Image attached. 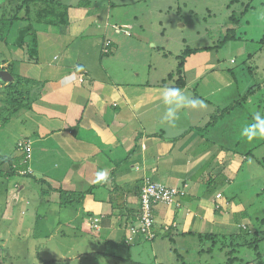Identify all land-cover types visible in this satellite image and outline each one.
Wrapping results in <instances>:
<instances>
[{
  "label": "crops",
  "instance_id": "crops-1",
  "mask_svg": "<svg viewBox=\"0 0 264 264\" xmlns=\"http://www.w3.org/2000/svg\"><path fill=\"white\" fill-rule=\"evenodd\" d=\"M142 1L54 0L48 4L49 0H40L32 9L33 16L56 10L58 23L40 26L32 20L37 61H28L26 54L14 49L0 56L7 64L17 62L14 73L7 71L12 77L8 84L16 82L18 76L32 82L28 89L31 106L12 122L18 127L12 141L0 140V153L9 158L23 157L20 165L28 175L12 181L23 188L20 191L41 189L42 194L46 186L49 192L41 195L40 214L35 212L41 234L31 227L34 237L39 233L51 241L53 236L59 238L70 231L81 248L78 240L100 246L97 235L101 242L114 245L108 252L81 250L78 258L83 261L101 254L117 257L114 259L118 263L214 264L215 249L206 252L201 245L204 239L231 240L240 234L236 228L247 226L238 223L246 216L243 203L233 199L241 162L246 160L235 147L239 141L235 134L240 123L236 120L240 118L238 111L213 121L221 110L243 96V90L231 67H222L217 51H199L185 61L182 89L204 99L208 109L183 110L175 128L162 123L161 89L176 87L183 53L177 55L176 66L162 51L163 57L158 59L165 62L166 57L167 69L155 68L152 51L159 43L157 37L147 36L141 19L145 11L138 10ZM172 10L168 5L149 7L148 11L160 15L157 24L164 28L161 16L170 17ZM30 23L25 20L19 27H29ZM115 26L131 27L132 34L126 37H135L130 44L139 46L137 53L146 54L144 59L126 58L125 63L117 60L122 37L116 34ZM135 27L142 32L135 33ZM111 31L118 36H110ZM107 40L114 43V51L105 56ZM160 47L165 49L163 44ZM127 65L146 69L139 74L134 70L126 73ZM21 142L30 143V159L19 150ZM146 179L179 188L185 195L172 205L155 207V241L139 238L138 244L125 246L130 228L139 224L140 194ZM60 190L78 196L70 208L61 202ZM229 190L232 199L226 195ZM96 219L99 230L92 225ZM165 226H170L169 231ZM212 246L217 245L212 242ZM202 250L207 259L201 256ZM226 259L224 264L230 258Z\"/></svg>",
  "mask_w": 264,
  "mask_h": 264
},
{
  "label": "rangeland",
  "instance_id": "rangeland-1",
  "mask_svg": "<svg viewBox=\"0 0 264 264\" xmlns=\"http://www.w3.org/2000/svg\"><path fill=\"white\" fill-rule=\"evenodd\" d=\"M52 1L54 0H49L48 3L51 4ZM175 2L177 6H173ZM229 2V0H143L138 5V10L145 11L142 14L144 17H141V19L145 23L144 28L146 29L147 36L151 39L157 37L156 42L159 43V47L152 51L154 59L156 58L155 68L161 67L165 71L168 65L166 57L169 60H174L177 66V55L184 53L188 47L194 48L215 44L227 30L225 22L228 21L230 14L233 11L240 14L244 10L245 5L248 3L252 5V10L245 15V19H243L237 32L243 39L227 43L221 50L217 49L221 57L222 67H231L232 71L236 73L235 78L243 90L241 98L248 94L250 90L255 91V94L249 95L250 98L246 104L237 108L239 109L237 111L240 118H236V120H240V123L236 126V132L234 131L239 138L235 147L239 149L238 152L241 157L246 156V160L241 162L243 166L239 173L240 177L236 179L238 184L234 188L233 199L237 198L243 203L244 208L242 212L246 216L240 219L238 223L247 226L241 227L242 229L235 227L241 234L237 239L221 240L215 247L212 246V242L215 245V240H212V242L204 241L201 245L206 252L209 249H215V254L212 256L214 257V264H224L226 262V251H230V248L225 244L230 243L235 245L236 252L232 251L228 257H237L243 260L245 264H254L252 260H255L256 252L252 246L248 247L246 245L253 243L254 235L257 233L260 234L261 238H264V138L248 142L246 138L241 136V130L246 125L254 123L253 115L255 112H264V0H240L238 4L230 5V10L227 8L229 7ZM57 3L62 5L59 2ZM168 5L173 10L170 17L167 15L161 16V23H163L164 28H160L157 24L160 15L151 14L148 11L149 7L153 9L157 7L165 8ZM2 12L0 10V14ZM21 16H26L25 12ZM34 20H36V16H33ZM57 21L58 16L55 13H44L36 22L41 26L42 23L54 25ZM18 26L19 24L17 23L14 27L13 34L15 36L11 37V42L18 37ZM134 32L141 33L142 31L138 27H135ZM112 33L115 37L120 35H116L114 31H111L110 36ZM120 37H122L120 38L122 49L118 54L117 60L125 63L126 58L129 61L131 58H140L141 60L145 58L146 54L137 53L139 46L130 44L135 37H126L125 34H122ZM110 42L112 41L110 40ZM162 44L165 45L164 50H161L160 46ZM6 49L4 44L0 43V56L4 55V53V56L9 54V51L7 52ZM167 50L170 51V55L167 54ZM162 51L166 52L164 54L166 56L165 62L158 59L160 56L163 57L164 52L162 53ZM10 64H7V62L0 58V72L10 71L11 69L7 68ZM145 69L140 70L137 65H127L125 67L126 73L131 72V74L133 70L136 74H139L145 72ZM169 79V76H167L166 80L168 81ZM0 82L1 100L3 98L1 93H3L4 88L9 84L3 77H0ZM136 82H139L138 77H136ZM21 115L22 111L16 113L7 128L4 131H0V140L6 138L7 141H12L18 128L12 122ZM18 148L24 152L21 147ZM27 175V171H21V176H15L10 180L0 179V264H131L127 263V261L118 263L114 259L117 257L101 256V254L86 258L85 261L82 258H78L81 250L85 249L89 253L98 250H101V252L112 250L114 245L112 243L105 244V242H101L100 235L95 237L96 242L100 243V246L96 248L91 246L92 242L83 241L80 243V240L78 241L79 245H82V248L81 246H77L74 241L75 238L71 236L70 231H64V233H61L64 236L60 235L58 236L59 238L53 236L50 238L51 241L44 237L35 238L31 227L33 229L37 227L35 212L40 214L41 211V189L30 190L28 192L26 190L20 191L23 188L19 187L18 182H12L14 179H19V177L25 179ZM45 189L46 186L43 192ZM231 192L229 190L226 193L229 199H232ZM22 199L27 200L21 202ZM233 203H235V200H233ZM236 204L239 203L237 202ZM44 207L45 205L42 207L43 210ZM64 207L66 206L64 205ZM68 207L70 208L71 206ZM234 217L237 218L235 214ZM92 225L94 227V223ZM138 243L139 239L137 238L134 244ZM124 245L126 246V243ZM117 250L119 251V248ZM124 250L126 253L129 251H127L126 247H124ZM259 251L262 253L264 260V241L259 245ZM201 253V256L207 259V254H204L203 250ZM126 258H131V256H127ZM236 264L241 263L238 261Z\"/></svg>",
  "mask_w": 264,
  "mask_h": 264
},
{
  "label": "trees",
  "instance_id": "trees-1",
  "mask_svg": "<svg viewBox=\"0 0 264 264\" xmlns=\"http://www.w3.org/2000/svg\"><path fill=\"white\" fill-rule=\"evenodd\" d=\"M0 1H1L0 10L3 11L0 14V43L4 44V46L7 48L6 49L7 52L12 49L20 50L21 52H23L24 54L28 56V61L36 62L38 58V45H37L38 43H37V38H36V32L30 26L33 20V13H32L33 10L32 9L41 3L40 0H5L4 5H3L4 0H0ZM229 1H230L229 7H227L229 10L231 9L230 5H235L240 2V0H229ZM51 7L52 6H50V9ZM251 8H252L251 3H248L247 5L244 6V10H243L244 12L242 11L240 14H237L235 11H233L229 16L228 21L225 22V25H227L226 26L227 30L225 31L221 39L217 41L215 44L206 46L203 49L191 50L188 48L185 50V52L179 57L180 63H179V67H178L177 74H176L179 76V79L177 80L175 84L176 87H179L181 89L185 87V81L183 78V70H184V66L186 63L185 61L187 57H189L192 54L198 53L199 51H218V50H221V48H223V46H225L227 43H230L232 41H239L243 39V37L239 35L237 32H238V29L243 19H245V15H247L252 10ZM24 12L26 16L22 17L21 14L23 13L24 15ZM56 12L57 11L55 10V13ZM42 14L43 12L40 11L39 14H37L36 16V20H38V18ZM62 19H65V22H66V14L62 15ZM25 20L31 21V23L29 24V27L26 26L20 29V27L18 26V37L13 42H11V37L15 36L13 34V31L15 30L14 29L15 25L17 23L21 24L25 22ZM113 51H114V43L111 42L110 53L106 55H111ZM15 64H17V62H12L7 67L11 69L9 72L14 73ZM16 80L17 81L14 82L13 84L7 85L4 88L3 93H1L3 98H1L0 100V106H1L0 108V130L5 128V126L9 122L12 121V118L15 116L16 113H18L19 111H23L25 109H29L32 103V102H29V95H30L29 90H30V86L32 82H29L28 80H25L20 76L16 77ZM253 93L255 94V91L253 92L250 90L248 94L245 95L248 97L244 96L243 98H241L242 97L241 96L240 97L241 99H238L236 102H233L232 104L227 106L225 109L221 110L219 115L216 116L213 121L215 122L218 118L226 117L228 115H232L233 113H235L237 110H239L237 109L239 106H242L243 104H246L249 101V98H250L249 95L250 94L252 95ZM21 161H23V157L18 158V159L9 158V157L2 156L0 153V179L10 180L15 176H21V171L23 170L22 169L23 167L20 165ZM49 189H50L49 190L50 192H54V190L51 187ZM47 194H49V192L45 190L44 193H42L41 195L45 197ZM59 194L61 196V199H64L61 202H63L64 205L68 204L67 206L73 203L74 198H78V196L69 194L62 190L59 191ZM79 196L81 197V195ZM36 225L37 227L35 231L40 232V229H39L40 226L37 223ZM152 231L154 233V237L152 239L146 235L143 236L139 234L133 237V241H131L130 244H127V243L126 244L135 245L134 242L136 241L137 238L138 239L143 238L142 240H145L146 242H153L158 238V233L155 231V226L152 228ZM40 234L36 233L35 238L43 237ZM240 235L241 234L237 236H232L231 240L237 239ZM168 238L174 244L173 240H171L172 237H168ZM213 238L218 239L217 237H214V236ZM204 240L205 241L209 240V237H207ZM216 241H221V240H216ZM263 241H264V238H261L260 234L257 233L256 235H254L253 243L252 244L249 243L246 245L248 247L252 246L256 252V256H255L256 258L255 260H252L254 264H264L262 253L259 251V245ZM228 247L230 248V251L227 253L228 256L229 254H231L232 251L236 252L235 245L233 243H230V245L228 244ZM174 252L177 254L176 249H174ZM228 258L230 259L227 262V264H236L238 263V261L241 264H245V262L241 260L240 258H237V257H232V258L228 257Z\"/></svg>",
  "mask_w": 264,
  "mask_h": 264
},
{
  "label": "built area",
  "instance_id": "built-area-1",
  "mask_svg": "<svg viewBox=\"0 0 264 264\" xmlns=\"http://www.w3.org/2000/svg\"><path fill=\"white\" fill-rule=\"evenodd\" d=\"M114 30L116 34H125L130 36L131 28L129 26H115ZM111 42L108 41L103 49V53L106 55L110 53ZM22 150L27 154L28 159L31 158V146L30 143L21 142L20 146ZM26 159V160H28ZM180 195H185L184 191L179 188L168 187L161 183L154 182L146 179L141 190L140 195V218L139 224L130 228L131 235L127 238L126 243L130 244L133 241L135 235H146L151 239L154 237L152 228L156 224L154 210L157 205H172ZM99 220L96 219L94 227L99 230ZM170 226H165L164 230L169 231Z\"/></svg>",
  "mask_w": 264,
  "mask_h": 264
},
{
  "label": "clouds",
  "instance_id": "clouds-1",
  "mask_svg": "<svg viewBox=\"0 0 264 264\" xmlns=\"http://www.w3.org/2000/svg\"><path fill=\"white\" fill-rule=\"evenodd\" d=\"M161 100L164 105L162 123L173 128L177 126V122L180 120V113L183 110L207 108L204 99L186 94L183 89L174 86H165L161 89ZM253 120L254 123L246 125L241 130V136L246 138L248 142H252L258 138H264V112H255ZM102 175L103 173H101V176ZM215 245H218V242L217 244L215 243Z\"/></svg>",
  "mask_w": 264,
  "mask_h": 264
},
{
  "label": "water",
  "instance_id": "water-1",
  "mask_svg": "<svg viewBox=\"0 0 264 264\" xmlns=\"http://www.w3.org/2000/svg\"><path fill=\"white\" fill-rule=\"evenodd\" d=\"M0 77H3L5 81L12 82V77L8 72H0Z\"/></svg>",
  "mask_w": 264,
  "mask_h": 264
}]
</instances>
